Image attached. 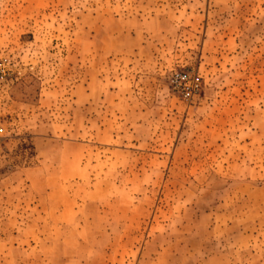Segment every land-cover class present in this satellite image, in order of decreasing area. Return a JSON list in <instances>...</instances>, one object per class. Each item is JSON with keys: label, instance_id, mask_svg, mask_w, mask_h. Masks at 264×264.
<instances>
[{"label": "rangeland", "instance_id": "obj_1", "mask_svg": "<svg viewBox=\"0 0 264 264\" xmlns=\"http://www.w3.org/2000/svg\"><path fill=\"white\" fill-rule=\"evenodd\" d=\"M0 122V264H264V0H0Z\"/></svg>", "mask_w": 264, "mask_h": 264}, {"label": "built area", "instance_id": "obj_2", "mask_svg": "<svg viewBox=\"0 0 264 264\" xmlns=\"http://www.w3.org/2000/svg\"><path fill=\"white\" fill-rule=\"evenodd\" d=\"M180 78L184 79L183 77H180ZM5 137H6V129L4 128L2 123L0 122V148H1V143L5 139Z\"/></svg>", "mask_w": 264, "mask_h": 264}]
</instances>
